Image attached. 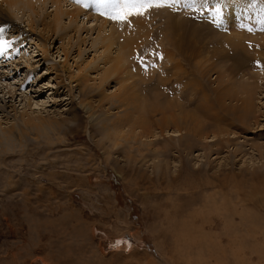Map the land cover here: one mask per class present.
Segmentation results:
<instances>
[{
	"label": "rangeland",
	"instance_id": "obj_1",
	"mask_svg": "<svg viewBox=\"0 0 264 264\" xmlns=\"http://www.w3.org/2000/svg\"><path fill=\"white\" fill-rule=\"evenodd\" d=\"M23 1L0 0L32 39L0 35V134L22 112L54 124L0 140V264H264V0H135L119 20L79 0L78 30L64 14L54 33L55 4ZM137 20L101 83L121 49L102 37Z\"/></svg>",
	"mask_w": 264,
	"mask_h": 264
},
{
	"label": "bare ground",
	"instance_id": "obj_2",
	"mask_svg": "<svg viewBox=\"0 0 264 264\" xmlns=\"http://www.w3.org/2000/svg\"><path fill=\"white\" fill-rule=\"evenodd\" d=\"M21 1H23V0H1V2H3V3H5V4H7V5H10V6H14L15 4H18V3H20ZM53 4H55V8H54V16H53V21L52 22H44V23H41L42 25H43V28H47L49 31H51V33H54L56 30L54 29V24L55 25H59L60 23H61V21H62V17H63V15L64 14H67V16L69 17V22H68V26L66 27V28H71V26H72V28H76V30H78V25L76 26V25H73L74 24V20L79 16V15H84V14H86L87 13V11H89L90 10V5H89V1L87 2V5H86V3H79V0H78V6L76 7V8H73L72 10H70V11H68V12H64L62 9H61V5H60V3L61 2H64V0H50ZM102 2L101 3H105L106 2V4H107V1L106 0H101ZM118 2V4L117 5H110V6H112V8L113 9H115V10H118V9H120V8H122L123 6H124V3H123V1L122 0H117ZM142 1V0H141ZM141 1H137V3H139V2H141ZM146 2H152L153 0H145ZM157 1H159V0H157ZM196 1H198V0H196ZM234 2L231 4L232 5V7L233 8H236V9H238V7L240 6L239 4L241 3L240 1H238V0H233ZM24 2V1H23ZM36 2V1H35ZM74 2V1H73ZM182 2L184 3V0H182ZM100 3V1L99 0H97L96 2H95V4L96 5H100L101 4ZM26 7H28L29 9H34V3L32 2V1H30V0H26V3H23ZM70 5V4H69ZM102 5V4H101ZM243 5V4H242ZM245 5H246V3H245ZM73 6V5H72ZM247 6V5H246ZM107 7V6H106ZM250 7V6H249ZM248 8V7H247ZM110 9V8H109ZM246 9V8H245ZM247 10V9H246ZM250 10V9H249ZM95 11V10H94ZM262 11V10H261ZM100 12V11H99ZM250 12V11H249ZM81 13H83V14H81ZM254 14H255V12H253ZM245 14V13H244ZM251 14V13H250ZM246 15V14H245ZM259 15V14H258ZM95 17V16H94ZM128 18H129V16H127ZM231 17L232 18H234V19H236L235 18V16H234V14L233 13H231ZM243 17V19H250L251 20V17L252 16H250V15H247V16H242ZM259 17V16H258ZM90 18V17H89ZM95 18H97V17H95ZM94 18V19H95ZM241 18V17H240ZM262 18H263V15H262ZM99 19V18H98ZM7 20H9L8 18H6L5 16H4V14L0 11V35H2L3 37H5V36H7V32L8 31H10L11 33H15V34H17L18 33V35H17V37H18V39L17 40H15V43L14 44H16V41L17 42H20V43H22V42H24L25 40H32L31 39V35H29L28 34V32H26V31H24V30H22L21 29V27L17 24V23H15L14 21H12V19L11 20H9V21H7ZM100 20V19H99ZM119 20V19H118ZM226 20L227 19H225V21L224 22H226ZM88 21V20H87ZM90 21V20H89ZM101 21H102V19H101ZM253 22H254V20H253ZM105 24V23H104ZM104 24H101L100 25V28L101 29H103V26H104ZM250 25V27H253L255 24H253V23H251V22H248V23H244L243 22V24H241V25H239V26H241V27H245V26H249ZM257 25V24H256ZM144 26V25H143ZM141 24H140V22L137 20V22L135 21V23H134V26H132L131 27V29L132 28H135V32L133 33V31L132 30H129V34H127L126 35V29H124V31H123V33H124V35H122V34H120V35H122V36H120V35H114V31L112 32L111 31V33H109V34H106V35H104L102 38H103V41H104V46H105V48L107 49L108 47H110L112 44H115L116 43V39L118 40V41H120V51H119V53L117 54V55H115L114 57H111V59L110 58H108L107 59V61H110L111 63L105 68V70L102 72V76L100 77V80H101V83L102 82H104L105 80H106V77H108V75L112 72V71H122V68L123 67H120V65L122 66V65H126V63H127V61L129 60V55H130V53L132 52V50H133V52H134V50L136 49V45L138 44V41L141 39V36H140V33H141V31L142 30H144L145 28H142L143 27ZM262 29H263V31H262V33H263V35L261 34V39H259V40H261V41H259V43L258 44H256V45H258L259 47H260V49L261 50H263V51H261V53H262V56H263V58L262 59H264V25H262ZM253 28H255V27H253ZM227 29V28H226ZM240 30L241 28H235L234 30ZM74 30V29H73ZM257 30V29H256ZM170 31V30H169ZM143 33V32H142ZM116 34V33H115ZM134 35V36H133ZM142 35V34H141ZM115 36V37H114ZM253 36V35H252ZM256 36V35H255ZM259 36V35H258ZM126 37V38H125ZM116 38V39H115ZM168 38V37H167ZM169 39V38H168ZM13 40V39H12ZM232 40V39H231ZM123 41H124V43H123ZM170 40H168V42H169ZM140 45V44H139ZM174 45V44H173ZM46 45H44L43 44V46L41 47H38V51L43 55V57H44V59L45 60H50V58L49 57H47V48L45 47ZM126 48H129L130 50H128V49H126ZM174 48V47H173ZM126 50H128V51H126ZM108 52V51H107ZM106 52V53H107ZM40 53H38L37 55H39ZM170 53V52H169ZM166 54H168V52H166ZM194 54H195V52H194ZM173 54H171V56H172ZM171 56L170 55H166L165 56V59H167L165 62L166 63H169L170 62V59H171ZM175 58V57H174ZM114 60H117L118 61V63L120 62V64L118 65V63H117V65L115 64L114 66H113V61ZM131 60V59H130ZM167 65V64H166ZM30 67H35L33 64H32V66L31 65H29ZM50 67H52V69H54V67H53V65L51 64V65H49V68ZM120 67V68H119ZM125 68V67H124ZM127 69H128V67H127ZM30 71V70H29ZM34 72V71H33ZM128 73H132L131 71H130V69H128V71H127ZM35 73V72H34ZM121 73V72H120ZM57 75V74H56ZM114 75V74H113ZM132 75H134V74H132ZM5 77V76H4ZM59 77V78H58ZM58 78V80H59V83L57 82V84H62V81H63V79L61 78L60 79V76H58L57 75V77H55V79H57ZM66 85L63 83L62 84V87H65ZM21 87H23V85H21ZM8 92H11L12 93V91L11 90H8ZM249 92V91H248ZM10 97L12 98L13 97V94H11L10 95ZM249 97V96H248ZM125 99V98H124ZM250 99V98H249ZM246 100V99H245ZM244 100V101H245ZM251 101V100H250ZM247 102H248V100H246V102H245V104H247ZM248 104H249V102H248ZM154 107V106H153ZM152 107V108H153ZM156 108V107H155ZM1 109H2V107H1ZM149 109V108H148ZM159 109H161V108H159ZM158 109V110H159ZM153 110V109H152ZM165 110V109H164ZM163 111V110H162ZM166 111V110H165ZM165 111H163V112H165ZM24 114L25 115H28V114H26V113H24V112H22V113H20L19 115L20 116H18V117H15V119H16V122L14 123V124H12V125H10L7 129H2L1 128V134H0V140L1 141H3V140H7V139H9L10 137H12L13 135H14V133L16 134L15 136H16V138L17 139H19V141H20V139L23 137V136H25L26 134H28L29 133V129L30 130H38V129H43V130H45L44 128H45V126H44V124H43V121H42V119L44 118V116H42V115H40V114H38V115H36V116H30V115H28L27 117H25L24 116ZM171 114V113H170ZM179 117V116H178ZM47 122H49L50 124H54V121L53 120H51L50 118H44ZM147 119V118H146ZM124 120H125V118H124ZM45 123V122H44ZM146 123H147V121H146ZM175 123H176V121H175ZM47 124V123H46ZM142 124V123H141ZM145 126V125H144ZM175 126V125H174ZM51 127V126H50ZM177 127H178V125L177 126H175L174 127V129L172 130L173 132H175V133H178L179 132V130L177 129ZM6 128V127H5ZM47 128H48V126H47ZM52 129V128H51ZM144 130V129H143ZM45 132V131H44ZM14 137V136H13ZM221 241V240H220Z\"/></svg>",
	"mask_w": 264,
	"mask_h": 264
},
{
	"label": "snow or ice",
	"instance_id": "obj_3",
	"mask_svg": "<svg viewBox=\"0 0 264 264\" xmlns=\"http://www.w3.org/2000/svg\"><path fill=\"white\" fill-rule=\"evenodd\" d=\"M149 6L150 5L147 3H137L135 2V0H132V2L127 3L122 8L118 9L116 11V15L113 18L126 19L127 16L130 15H139L142 14L143 10H145Z\"/></svg>",
	"mask_w": 264,
	"mask_h": 264
}]
</instances>
